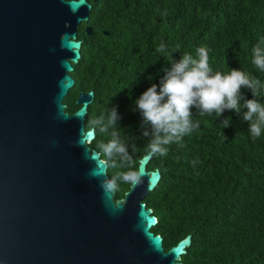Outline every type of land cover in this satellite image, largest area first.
Wrapping results in <instances>:
<instances>
[{
    "label": "trees",
    "instance_id": "16d2710c",
    "mask_svg": "<svg viewBox=\"0 0 264 264\" xmlns=\"http://www.w3.org/2000/svg\"><path fill=\"white\" fill-rule=\"evenodd\" d=\"M87 1L91 9L77 26L81 56L72 63L74 84L63 98L65 111L80 107L75 102L80 91H93L86 129L90 119L116 105L120 135L137 167L148 138L141 136L134 101L159 82L172 59L205 47L213 71L239 68L264 82V71L251 62L253 46L264 40V0ZM161 43L165 51L157 52ZM241 91L252 99L250 91ZM258 99L264 103V93ZM227 117L231 124L224 128ZM192 121L200 127L147 164L161 174L143 200L157 217L151 231L161 235L165 250L191 235L182 264H264V131L253 139L248 122L230 110L216 117L193 109ZM109 138L97 132L89 146L95 149ZM121 170L107 169L108 177ZM117 185L114 199L130 187Z\"/></svg>",
    "mask_w": 264,
    "mask_h": 264
},
{
    "label": "water",
    "instance_id": "95a60500",
    "mask_svg": "<svg viewBox=\"0 0 264 264\" xmlns=\"http://www.w3.org/2000/svg\"><path fill=\"white\" fill-rule=\"evenodd\" d=\"M87 0H0V264H182L187 234L165 250L143 202L160 180L138 160L139 186L105 193L102 165L78 143L93 91L65 111ZM85 32L92 33L90 26ZM108 175V174H107Z\"/></svg>",
    "mask_w": 264,
    "mask_h": 264
},
{
    "label": "clouds",
    "instance_id": "9594fccd",
    "mask_svg": "<svg viewBox=\"0 0 264 264\" xmlns=\"http://www.w3.org/2000/svg\"><path fill=\"white\" fill-rule=\"evenodd\" d=\"M156 51L164 52V44L161 43ZM251 62L264 71V40L253 46ZM162 71L164 75L159 82L152 83L134 101L133 110L140 115L141 136L148 138L147 156L167 155L168 146L179 144L193 128L200 127L199 122L194 124L192 121L193 109L200 115L214 113L216 117H220L225 110L234 111L248 122V132L253 139L261 136L264 131V103L258 97L264 93V82L259 78L239 68L230 69L227 73L213 71L205 47L197 48L195 55L185 52L179 60L172 59ZM242 89L250 91L252 99H248ZM120 120L117 106L111 105L88 121L78 141L83 146L88 137L95 138L97 132L110 137L106 141H98L94 150L86 152V157L96 165L91 175L100 174V165L104 168L101 186L105 193L114 191L118 181L133 187L142 182V173L129 151V144L120 135ZM221 124L224 128L229 127L231 117L225 118ZM109 168L122 170L109 178Z\"/></svg>",
    "mask_w": 264,
    "mask_h": 264
},
{
    "label": "flooded vegetation",
    "instance_id": "af4514ba",
    "mask_svg": "<svg viewBox=\"0 0 264 264\" xmlns=\"http://www.w3.org/2000/svg\"><path fill=\"white\" fill-rule=\"evenodd\" d=\"M85 26H87V25H85ZM85 28V27H84ZM92 31V30H91Z\"/></svg>",
    "mask_w": 264,
    "mask_h": 264
}]
</instances>
